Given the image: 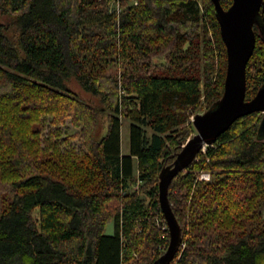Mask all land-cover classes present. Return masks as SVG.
<instances>
[{
  "label": "trees",
  "instance_id": "trees-1",
  "mask_svg": "<svg viewBox=\"0 0 264 264\" xmlns=\"http://www.w3.org/2000/svg\"><path fill=\"white\" fill-rule=\"evenodd\" d=\"M259 22L246 100L264 85V5ZM226 70L213 0H0V264H152L169 243L159 172ZM45 117L70 119L84 151L44 138ZM261 119H237L171 182V264H264Z\"/></svg>",
  "mask_w": 264,
  "mask_h": 264
},
{
  "label": "water",
  "instance_id": "water-1",
  "mask_svg": "<svg viewBox=\"0 0 264 264\" xmlns=\"http://www.w3.org/2000/svg\"><path fill=\"white\" fill-rule=\"evenodd\" d=\"M213 2L227 51L224 91L208 110L193 117L192 123L197 132L180 145V150L174 153L173 162L164 165L159 172L158 199L169 231V243L152 264H171L182 245L181 226L169 200L173 179L242 116L262 113L258 133L264 138V85L252 99L246 100V67L255 49L254 25L260 24L259 15L264 0H232L227 9L222 7L220 0Z\"/></svg>",
  "mask_w": 264,
  "mask_h": 264
},
{
  "label": "rangeland",
  "instance_id": "rangeland-1",
  "mask_svg": "<svg viewBox=\"0 0 264 264\" xmlns=\"http://www.w3.org/2000/svg\"><path fill=\"white\" fill-rule=\"evenodd\" d=\"M70 88L83 100L88 101L89 103L97 105L99 100L97 98L92 97L90 94L86 93L82 90L80 85L76 82L70 83ZM205 103L201 102L200 105L194 110L193 116H191L190 121L192 123V119L196 114H202L205 112ZM122 125H121V151L122 154H127L129 152V144H130V124L131 120L128 117L122 116ZM51 117H45L42 122V131L43 137L46 138L48 136L49 131H53L57 134L55 138V142L61 148V150H71L74 149L76 151L82 152L84 151V146L82 144V140L74 136L75 134L80 132V128L74 127L70 119L60 123L59 125L51 124ZM194 127V126H193ZM196 129L194 128V132L191 134L192 137L196 133ZM148 133L151 134V130L148 129ZM189 137V138H190ZM188 139V138H187ZM205 175L206 179H202L201 176ZM199 180L209 181L211 179V174L209 172H201L198 176ZM105 232L107 234H112L114 232V224L112 222L108 223L106 226Z\"/></svg>",
  "mask_w": 264,
  "mask_h": 264
},
{
  "label": "built area",
  "instance_id": "built-area-1",
  "mask_svg": "<svg viewBox=\"0 0 264 264\" xmlns=\"http://www.w3.org/2000/svg\"><path fill=\"white\" fill-rule=\"evenodd\" d=\"M201 178H202V179H206V176H205V175H202Z\"/></svg>",
  "mask_w": 264,
  "mask_h": 264
}]
</instances>
